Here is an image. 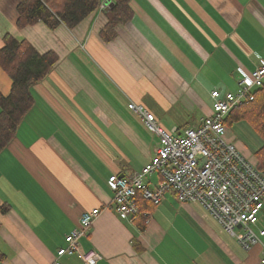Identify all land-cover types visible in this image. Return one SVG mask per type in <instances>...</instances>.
<instances>
[{"label":"crops","instance_id":"obj_1","mask_svg":"<svg viewBox=\"0 0 264 264\" xmlns=\"http://www.w3.org/2000/svg\"><path fill=\"white\" fill-rule=\"evenodd\" d=\"M21 1L0 0V47L9 34L58 60L31 87L33 107L0 153V264H52L82 213L96 208L79 240L82 251L97 252L96 264H258L264 236L244 250L202 206L179 203L171 191L157 205L137 198L148 213L143 228L140 219H121L107 179L138 174L158 147L154 134L147 144L130 103L181 134L210 115L204 95L236 91L259 66L264 0H131L133 16L110 42L99 36L106 10L73 30L41 22L18 28ZM0 80L6 96L11 82L1 69ZM231 84L234 91L220 89ZM159 181L156 174L145 180L149 189ZM253 229L264 230V206ZM62 262L83 264L77 255Z\"/></svg>","mask_w":264,"mask_h":264},{"label":"built area","instance_id":"obj_2","mask_svg":"<svg viewBox=\"0 0 264 264\" xmlns=\"http://www.w3.org/2000/svg\"><path fill=\"white\" fill-rule=\"evenodd\" d=\"M106 0L99 9L105 10ZM264 83V60L250 74L240 78L234 92L223 95L215 90L212 112L200 120L198 126L181 134L162 128L156 117L142 105L130 103L128 109L143 126L158 137L154 156L132 177L112 174L107 186L112 192V204L121 219L133 221L139 214L148 213L138 206L139 194L153 205L159 204L166 192L174 193L179 203L199 204L209 215L231 234L244 250L262 245L264 230L255 232L264 206V171L248 163L234 148L225 142L227 130L224 120L230 112L246 101L253 100V93ZM158 175L159 184L149 189L145 180ZM100 210L83 212L78 225L64 237L65 246L56 251L52 264H63V257L77 255L83 264H96L95 250L82 251L79 240L88 234ZM237 226L244 234L236 233ZM258 264H264V245Z\"/></svg>","mask_w":264,"mask_h":264},{"label":"trees","instance_id":"obj_3","mask_svg":"<svg viewBox=\"0 0 264 264\" xmlns=\"http://www.w3.org/2000/svg\"><path fill=\"white\" fill-rule=\"evenodd\" d=\"M109 1L113 5L105 13L106 23L99 33L103 42L114 40L117 36L116 28L133 16L131 0ZM101 3L102 0H23L16 7V24L18 28H25L41 22L50 30L59 25L73 30L97 11ZM57 60L53 51L39 53L26 40H18L9 34L3 37L0 69L9 77L11 84L8 95L0 93V153L14 140L20 122L33 107L31 87L49 75ZM232 121H247L264 141V83L253 93L252 101H246L230 112L224 120L225 126ZM256 156L255 168L264 171V144ZM141 197L139 194L138 198ZM139 208L143 210L140 205ZM5 211L3 206L0 207L1 213ZM138 219L143 228L145 218L139 214L134 220ZM4 259L5 255L0 251V261Z\"/></svg>","mask_w":264,"mask_h":264},{"label":"rangeland","instance_id":"obj_4","mask_svg":"<svg viewBox=\"0 0 264 264\" xmlns=\"http://www.w3.org/2000/svg\"><path fill=\"white\" fill-rule=\"evenodd\" d=\"M0 80V84H1ZM220 89L224 92H226L227 89H230L231 91H234L235 84H231L227 87H220ZM213 100L210 99L207 95L203 96L202 99V111L205 115L211 114V108H212ZM211 111V112H210ZM202 114L200 111H196L194 116L200 117L199 115ZM161 119L165 123L173 124L174 121L167 116H162ZM144 127V126H143ZM165 130L168 132H171V128L168 126H164ZM163 128V127H162ZM144 131V137L146 139L147 144L149 145L151 143V138L154 136L152 133H150L145 127L142 128ZM158 139V137H157ZM225 142L231 144L234 146L236 151L251 165L256 166L257 165V156L256 152L262 144H264L263 139L260 137V135L254 130V128L251 126L250 123L247 121H240V122H234L232 121L231 124H227V130L224 135ZM236 233H242L245 232L243 230H238Z\"/></svg>","mask_w":264,"mask_h":264},{"label":"water","instance_id":"obj_5","mask_svg":"<svg viewBox=\"0 0 264 264\" xmlns=\"http://www.w3.org/2000/svg\"><path fill=\"white\" fill-rule=\"evenodd\" d=\"M112 5H113V3L112 2H109L108 3V6H107V8L105 10L108 11L112 7ZM119 177H123V176H119ZM236 229H240V226H237Z\"/></svg>","mask_w":264,"mask_h":264}]
</instances>
